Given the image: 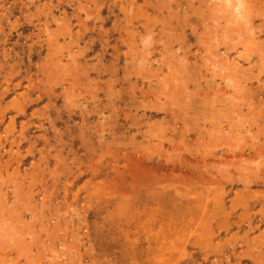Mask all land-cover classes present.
Here are the masks:
<instances>
[{
  "label": "rangeland",
  "instance_id": "obj_1",
  "mask_svg": "<svg viewBox=\"0 0 264 264\" xmlns=\"http://www.w3.org/2000/svg\"><path fill=\"white\" fill-rule=\"evenodd\" d=\"M0 264H264V0H0Z\"/></svg>",
  "mask_w": 264,
  "mask_h": 264
},
{
  "label": "bare ground",
  "instance_id": "obj_2",
  "mask_svg": "<svg viewBox=\"0 0 264 264\" xmlns=\"http://www.w3.org/2000/svg\"><path fill=\"white\" fill-rule=\"evenodd\" d=\"M2 231V230H1Z\"/></svg>",
  "mask_w": 264,
  "mask_h": 264
}]
</instances>
